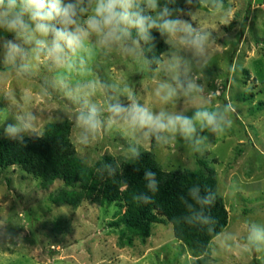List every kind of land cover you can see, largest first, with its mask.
I'll use <instances>...</instances> for the list:
<instances>
[{"label": "rangeland", "instance_id": "374dc122", "mask_svg": "<svg viewBox=\"0 0 264 264\" xmlns=\"http://www.w3.org/2000/svg\"><path fill=\"white\" fill-rule=\"evenodd\" d=\"M223 2L226 10L231 9L228 25H222L220 16L213 13L211 0L199 6L195 0L193 5L175 0L170 7L183 9L181 18L212 33L215 44L197 83L214 93L212 103L204 106H234L231 129L218 136L204 133L209 141L203 154L193 153L179 137L163 147L154 141L145 144L141 152L150 151L165 171L200 170L206 175L212 171L227 211V225L221 233H231L235 239L228 250L219 245L222 237L213 238L203 255L208 264H264V251L245 247L246 222L264 224V0ZM189 11L194 21L186 14ZM0 36L12 38L3 30ZM91 68L92 78L113 83L120 93L135 92L140 102L155 110H184L191 115L200 106L199 102H158L152 94L156 73L118 53L107 58L98 54ZM49 75L41 68L31 79L0 78V111L7 107L3 95L24 98V110L38 117L37 136L49 123L68 121L73 149L87 166L104 156L118 163L128 159V141L119 133L101 135L87 147L77 143L71 119L75 109L61 94L45 91L42 82ZM107 98L101 91L96 101L104 105ZM9 123H15L11 114L0 123L2 137H7L3 129ZM63 186L57 180L44 188L18 165L0 168V264H192L195 260L173 236L169 222L153 224L149 237L142 238L113 225L124 211L116 204L100 207L83 202L72 208L54 203L52 195ZM59 221L67 227L59 229Z\"/></svg>", "mask_w": 264, "mask_h": 264}, {"label": "clouds", "instance_id": "9594fccd", "mask_svg": "<svg viewBox=\"0 0 264 264\" xmlns=\"http://www.w3.org/2000/svg\"><path fill=\"white\" fill-rule=\"evenodd\" d=\"M186 2L193 5L194 0ZM202 2L195 0L198 6ZM173 3L175 0H0V30L12 37L0 36V78L15 75L31 79L45 69L50 75L42 87L46 92L61 94L74 107L71 119L81 146H89L101 135L119 133L128 141L129 160L138 161L145 144L154 141L163 147L177 137L193 153L203 154L209 141L204 133L218 136L231 129L230 113L235 108L231 103L217 108L204 106L212 103L214 93L197 81L207 67L215 39L210 31L181 18L184 10L170 7ZM211 8L220 16L221 24L228 25L231 9H225L223 0H211ZM186 14L194 21V13ZM154 31L169 50L149 58L146 53L156 47ZM113 52L156 73L152 94L158 102H199L200 106L191 115L184 110H155L140 102L135 92L127 89L120 93L113 83L92 78L93 59L98 54L107 58ZM194 70L198 74L193 75ZM101 91L108 97L104 105L96 101ZM3 98L7 107L0 111V123L9 114L15 121L7 124L4 134L19 142L26 135L37 136L38 117L24 110V98L16 100L10 94ZM96 171L100 176H115L118 165L105 163ZM143 179L148 192L158 191L154 171L145 170ZM216 195L199 185L189 188L187 198L181 197L188 213L183 222L215 233L216 220L206 209L215 203ZM134 199L144 204L152 202L147 193ZM246 227L245 247L264 251V224L246 222ZM216 237H222L221 247L232 248L235 237L231 233H217Z\"/></svg>", "mask_w": 264, "mask_h": 264}, {"label": "trees", "instance_id": "16d2710c", "mask_svg": "<svg viewBox=\"0 0 264 264\" xmlns=\"http://www.w3.org/2000/svg\"><path fill=\"white\" fill-rule=\"evenodd\" d=\"M153 35L156 37V47L153 52L146 53L149 58L168 49L159 33L154 31ZM69 133L68 121L49 123L40 136L24 137L23 142L2 137L0 131V168L21 166L38 178L44 188L57 180L62 181L64 186L52 195L56 204L63 203L72 208L83 202L100 207L116 204L120 212L124 211L113 225L123 226L142 238L149 237L153 224L165 220L172 225L173 236L184 243L195 257L192 264H208L203 255L216 234L224 230L228 220L223 199L216 191L212 171L208 175L200 170L165 171L150 151L141 152L138 161L126 159L118 163L114 158L104 156L92 166H87L73 149ZM105 163L118 165L115 176L97 174L96 169ZM145 170L156 173L158 191L154 194L146 188L143 179ZM193 185L211 189L217 194L215 203L206 209V213L216 220L215 233L183 222L182 218L188 213L181 197L187 198L188 190ZM141 193L151 195L152 202L144 204L135 200L134 197ZM56 225L59 229L67 227L62 221Z\"/></svg>", "mask_w": 264, "mask_h": 264}]
</instances>
